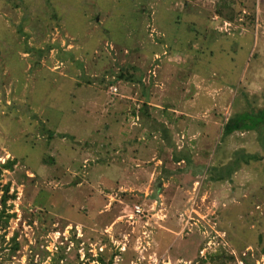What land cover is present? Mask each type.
<instances>
[{
  "label": "rangeland",
  "instance_id": "374dc122",
  "mask_svg": "<svg viewBox=\"0 0 264 264\" xmlns=\"http://www.w3.org/2000/svg\"><path fill=\"white\" fill-rule=\"evenodd\" d=\"M7 160L1 264H264V0H0Z\"/></svg>",
  "mask_w": 264,
  "mask_h": 264
},
{
  "label": "trees",
  "instance_id": "16d2710c",
  "mask_svg": "<svg viewBox=\"0 0 264 264\" xmlns=\"http://www.w3.org/2000/svg\"><path fill=\"white\" fill-rule=\"evenodd\" d=\"M122 75H120L118 78H121ZM259 111V110H258ZM249 113V112H248ZM246 112L240 114L234 115L231 119L227 121V123L224 125V133L230 134L234 131H241L245 128L243 126L245 122L249 120V116H258L262 113V111L251 115ZM246 115V117H244ZM249 115V116H248ZM262 117V116H260ZM53 137H59V138H68L70 140H74L72 136L67 134H55L54 132L49 133V138ZM255 159H258V157H253ZM46 162V161H45ZM51 163V162H48ZM13 164H15V160H7L5 163L0 164V175L4 170L12 171ZM16 199L15 193L9 195V184L1 185L0 184V231H5V229L8 227L9 221L15 217V213H10L12 205H8L7 202L9 200L13 201ZM35 203L32 205L35 208ZM37 217V216H36ZM5 240H4V234L0 232V260L2 256L3 246H4ZM11 243L13 244L10 248L11 254L15 253V251L18 249V244L15 242L14 238H11ZM102 252H100L97 256V263L98 264H113L112 260L105 261L104 258H102ZM89 255V254H88ZM57 256V254H56ZM56 256L52 257L51 263L52 264H59V260L62 255H59V258L57 259ZM1 264V261H0ZM81 264V263H79Z\"/></svg>",
  "mask_w": 264,
  "mask_h": 264
},
{
  "label": "crops",
  "instance_id": "0c3cea01",
  "mask_svg": "<svg viewBox=\"0 0 264 264\" xmlns=\"http://www.w3.org/2000/svg\"><path fill=\"white\" fill-rule=\"evenodd\" d=\"M191 54V53H190ZM189 55V54H188ZM187 55V56H188ZM193 55V54H192ZM116 91H117V89H116ZM134 104V103H133ZM136 108H139L140 109V107H143V108H146V110L144 111V115H145V118H146V120H149V121H151V123L152 124H155V123H162L164 126L163 127H158V129H157V133H156V135H155V137L154 138H156L157 137V135H158V138L160 139V142L163 144V146H164V148L165 149H167V147H166V143L164 142V140L166 141V140H169V139H171L172 137H173V134L175 133V125H173V124H169L168 125V123H169V121L168 120H161V118L160 119H158L156 116L157 115H160V116H164V112H163V108L161 107V105H158V104H156V103H153V102H151V101H147V100H138L137 102H136ZM159 110H161L160 112H159ZM169 112L171 113V114H173L172 115V117L174 116V115H178V114H176L177 113V111L176 110H174V109H170L169 110ZM139 116V118H140V115H138ZM138 116H136L137 117V119H138ZM179 119V118H178ZM178 119H176V118H174L173 117V121L174 122H176ZM229 119H231V118H229ZM229 119H227V120H225L224 121V123L223 124H221V127H220V131H221V135L224 133L223 131V129H224V125L227 123V121L229 120ZM203 127H204V129H205V123H206V129H208V127H209V122L208 121H205V120H203ZM178 132V131H177ZM234 132H237V131H234ZM234 132H232V133H230V135H232ZM164 134V135H163ZM193 134H195V135H199V131L197 130L196 131V133H193ZM201 135V134H200ZM166 136V137H165ZM192 137H194V136H192ZM180 138H183V135H181V137ZM203 138H205V137H203ZM183 140V139H182ZM174 146V145H173ZM174 149H176V150H178V149H181V147H176V148H173V151H174ZM203 149L204 148H201V147H198V148H196V151H199V152H203V153H205V154H207V150H206V148L204 149V151H203ZM178 151H180V150H178ZM119 153V152H118ZM196 153H198V152H196ZM180 161V162H179ZM177 162H179V163H177L176 165H180V163H184V159L183 158H179V160H177Z\"/></svg>",
  "mask_w": 264,
  "mask_h": 264
},
{
  "label": "built area",
  "instance_id": "2783aa9c",
  "mask_svg": "<svg viewBox=\"0 0 264 264\" xmlns=\"http://www.w3.org/2000/svg\"><path fill=\"white\" fill-rule=\"evenodd\" d=\"M117 91H116V88H113V93H116ZM141 209H140V207L139 206H135V208H134V212L136 213V214H141Z\"/></svg>",
  "mask_w": 264,
  "mask_h": 264
}]
</instances>
